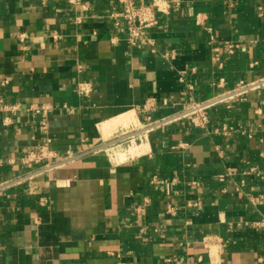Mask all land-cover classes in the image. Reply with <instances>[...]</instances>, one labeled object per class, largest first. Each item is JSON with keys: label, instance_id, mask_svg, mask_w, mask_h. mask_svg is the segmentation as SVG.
Returning <instances> with one entry per match:
<instances>
[{"label": "crops", "instance_id": "crops-1", "mask_svg": "<svg viewBox=\"0 0 264 264\" xmlns=\"http://www.w3.org/2000/svg\"><path fill=\"white\" fill-rule=\"evenodd\" d=\"M81 1L86 9L0 0V100L21 106L8 126L0 113V182L22 172L44 138L58 155L110 143L140 126L148 98L160 119L189 95L209 99L264 76V0H172L151 31L155 53L131 49L121 25L100 18L119 9L115 0ZM78 81L92 85L88 98ZM29 107L48 109L46 133ZM208 119L1 193L0 264L264 263V228L254 226L264 219V89ZM222 125L235 131L217 134ZM153 176L168 182L163 192Z\"/></svg>", "mask_w": 264, "mask_h": 264}, {"label": "built area", "instance_id": "built-area-1", "mask_svg": "<svg viewBox=\"0 0 264 264\" xmlns=\"http://www.w3.org/2000/svg\"><path fill=\"white\" fill-rule=\"evenodd\" d=\"M68 3L74 7L86 9L81 0H67ZM119 9L116 12L102 15L100 18L109 20L115 28H121L125 31V41L131 49L148 48L151 53H155L154 39L151 37V31L158 25V15H167L172 0H115ZM121 22H120V21ZM231 48V47H229ZM230 50V49H229ZM164 58L173 59V53H166ZM264 89V76L250 82H239L233 88L226 89L220 94H217L209 99L196 100L189 95L185 105L177 112L160 119H152L149 115L157 108V103L154 98H148L139 107V112L144 116V120L136 129L128 131L120 137L112 140L110 143H99L97 145L82 147L76 150H66L64 153L58 155L50 150L48 138H44L39 144L38 148L32 151H27L21 159L23 171L17 175L10 177L7 180L0 182V194L20 186L32 185L37 179L59 170L67 165L73 164L76 161L97 155L100 153H109L114 151L115 147L122 143H133L140 141L142 137L149 133L156 131L167 125L177 123L180 121L189 122L194 128H205L208 123V111L218 106L223 105L230 109L236 103L245 100V97L250 93L259 94ZM76 94L82 98H88L92 92V85L86 81H78L75 85ZM21 110L19 103L9 104L0 100V113H4L3 125L8 126L12 124L14 116ZM28 111L39 114L41 117L40 129L42 133L47 132L46 117L48 109L42 107L40 109H32L29 107ZM235 129L228 125H222L217 134L230 135ZM254 172V169H251ZM260 178L264 177V172L256 173ZM231 171H227L220 180L224 177L231 176ZM173 185L175 180L170 181ZM150 183L163 192L168 186L166 180L158 179L156 176L151 178ZM45 199H40V205H46ZM168 213L174 214V208L167 205ZM255 227L264 228V219L254 223ZM169 261V259L167 260ZM260 264H264L259 259ZM180 264V263H178Z\"/></svg>", "mask_w": 264, "mask_h": 264}]
</instances>
